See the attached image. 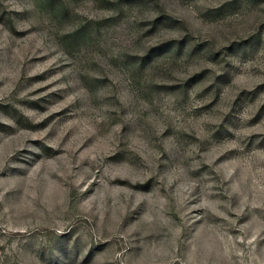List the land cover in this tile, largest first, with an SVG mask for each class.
<instances>
[{"label":"rangeland","instance_id":"obj_1","mask_svg":"<svg viewBox=\"0 0 264 264\" xmlns=\"http://www.w3.org/2000/svg\"><path fill=\"white\" fill-rule=\"evenodd\" d=\"M0 264H264V0H0Z\"/></svg>","mask_w":264,"mask_h":264},{"label":"trees","instance_id":"obj_2","mask_svg":"<svg viewBox=\"0 0 264 264\" xmlns=\"http://www.w3.org/2000/svg\"><path fill=\"white\" fill-rule=\"evenodd\" d=\"M46 1H48V3H52V0H46Z\"/></svg>","mask_w":264,"mask_h":264}]
</instances>
